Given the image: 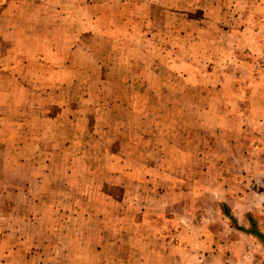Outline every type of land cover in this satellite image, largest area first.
<instances>
[{
  "label": "rangeland",
  "instance_id": "1",
  "mask_svg": "<svg viewBox=\"0 0 264 264\" xmlns=\"http://www.w3.org/2000/svg\"><path fill=\"white\" fill-rule=\"evenodd\" d=\"M3 115L0 264H264V0H0Z\"/></svg>",
  "mask_w": 264,
  "mask_h": 264
},
{
  "label": "crops",
  "instance_id": "2",
  "mask_svg": "<svg viewBox=\"0 0 264 264\" xmlns=\"http://www.w3.org/2000/svg\"><path fill=\"white\" fill-rule=\"evenodd\" d=\"M7 117V118H6ZM9 117L8 116H6V115H3V116H0V120H6V119H8ZM22 127H24V125H20V128H22ZM26 140H25V142L24 141H20V143H22V144H20V145H18V146H15L14 144L15 143H18L15 139H13V137L14 136H12V137H10V138H8V137H6V139L5 140H2V139H0V140H2V142L5 144V145H10L11 146V148H14V149H16V148H18V149H24V148H26V149H34L35 148V142H34V138H32L31 136H28L29 134H30V130L29 131H26ZM16 137V136H15ZM12 139V140H11ZM31 153H32V151H31ZM32 154H30V156H28L27 157V160H29V161H31L32 162V159H35V157L34 156H31ZM37 163L38 164H40L41 165V161L40 160H38L37 161ZM40 175L38 174V175H30V176H28V181L30 182L29 183V185L26 187V189L28 190V191H30V192H33V191H35L36 192V190H35V188H34V186H32V183L33 182H37L38 184L39 183H43V188H42V190H41V193L43 192V189H44V186H45V180H46V178H40L39 177ZM43 177L44 176H47V177H50L51 176V174H43L42 175Z\"/></svg>",
  "mask_w": 264,
  "mask_h": 264
},
{
  "label": "trees",
  "instance_id": "3",
  "mask_svg": "<svg viewBox=\"0 0 264 264\" xmlns=\"http://www.w3.org/2000/svg\"><path fill=\"white\" fill-rule=\"evenodd\" d=\"M226 216H228L229 218H231L233 220L232 216L229 214L228 211H226ZM238 229L245 232L246 234H250V235L264 241V235L261 232L246 231L244 228H238Z\"/></svg>",
  "mask_w": 264,
  "mask_h": 264
}]
</instances>
